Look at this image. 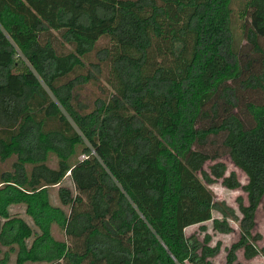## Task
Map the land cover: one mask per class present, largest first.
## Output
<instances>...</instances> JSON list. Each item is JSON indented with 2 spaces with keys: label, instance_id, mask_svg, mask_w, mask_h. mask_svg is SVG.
Returning a JSON list of instances; mask_svg holds the SVG:
<instances>
[{
  "label": "trees",
  "instance_id": "16d2710c",
  "mask_svg": "<svg viewBox=\"0 0 264 264\" xmlns=\"http://www.w3.org/2000/svg\"><path fill=\"white\" fill-rule=\"evenodd\" d=\"M233 5L0 0V264H212L186 234L212 220L239 221L224 264L264 254V0ZM224 155L240 220L207 186L241 187Z\"/></svg>",
  "mask_w": 264,
  "mask_h": 264
},
{
  "label": "rangeland",
  "instance_id": "374dc122",
  "mask_svg": "<svg viewBox=\"0 0 264 264\" xmlns=\"http://www.w3.org/2000/svg\"><path fill=\"white\" fill-rule=\"evenodd\" d=\"M241 1L244 0H234V11H236L239 8V5ZM239 25L238 21L235 20L234 22V29L236 34L239 33ZM81 160L83 156H80ZM57 160L54 159L53 166L56 165ZM216 162H221L226 165V173L225 176H230L231 173H236L237 179L241 183V187L236 190H231L226 188L222 184V180H219L215 183L208 184V188L213 192V195L215 197V200L217 202H224L227 204V206H230L235 210L236 215L238 216L239 220L242 218L241 213L239 212L238 203L237 200L239 197H242L247 202V193L243 189V187L247 184V176L245 173H243L240 169H238L231 161L230 157L228 155H224L221 158H219ZM216 162H209L205 169L208 172L209 171V165H213ZM203 179V177H201ZM204 181V180H203ZM63 186H66L68 188H72V181L66 179L63 182ZM50 192V201L55 207H62L61 202L58 195V188H51L49 190ZM63 208V207H62ZM66 212L68 211L67 208H63ZM12 213L14 215L20 214L21 216L25 217L29 223L32 224V221L30 218L25 216V211L23 208L15 207L12 209ZM222 218L220 212L217 210L213 211V219L220 220ZM1 223V221H0ZM255 228L253 230L254 235H259L261 238L257 242V246L259 248H264V206L262 205L257 213L255 218ZM229 224L231 228L233 229L231 233H222L219 230L215 229L213 220L205 223L204 228L205 230H201L200 225H195L192 227H189L186 230V234L188 237L194 236L195 239H197L199 242H204L206 237L209 238V246L211 248H214L216 245L220 246V250L218 254L211 258L210 261L212 264H224L226 261V256L229 251V249L232 247V245L239 241L240 239V228H239V221H232L229 220ZM51 233L53 237L56 240L63 241L65 239V234L61 227H59L56 224H53L51 227ZM236 264H264V254H259L253 259H247L244 256V251L239 250L237 252V262Z\"/></svg>",
  "mask_w": 264,
  "mask_h": 264
},
{
  "label": "built area",
  "instance_id": "2783aa9c",
  "mask_svg": "<svg viewBox=\"0 0 264 264\" xmlns=\"http://www.w3.org/2000/svg\"><path fill=\"white\" fill-rule=\"evenodd\" d=\"M85 158V156H83V158L82 159H84Z\"/></svg>",
  "mask_w": 264,
  "mask_h": 264
}]
</instances>
